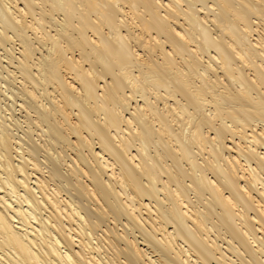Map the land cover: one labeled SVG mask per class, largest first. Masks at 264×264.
Masks as SVG:
<instances>
[{
    "label": "bare ground",
    "instance_id": "6f19581e",
    "mask_svg": "<svg viewBox=\"0 0 264 264\" xmlns=\"http://www.w3.org/2000/svg\"><path fill=\"white\" fill-rule=\"evenodd\" d=\"M1 50L0 264H264V0H0Z\"/></svg>",
    "mask_w": 264,
    "mask_h": 264
},
{
    "label": "rangeland",
    "instance_id": "374dc122",
    "mask_svg": "<svg viewBox=\"0 0 264 264\" xmlns=\"http://www.w3.org/2000/svg\"><path fill=\"white\" fill-rule=\"evenodd\" d=\"M3 53H4L3 50H1V51H0V57H1V58H3L4 55H5V53H4V54H3ZM4 59H5V57L3 58V60H4ZM3 64H4V66L6 67V63L3 62ZM8 67H9V66H8ZM5 92H6L7 94H8V93L11 94L10 91L5 90ZM6 101H9L8 104L11 103L10 100H6ZM3 102H5V101H4V100L2 101V106L4 107L3 109H5V108H6V105H5ZM3 104H4V105H3Z\"/></svg>",
    "mask_w": 264,
    "mask_h": 264
}]
</instances>
